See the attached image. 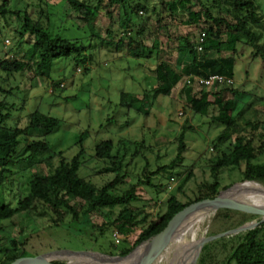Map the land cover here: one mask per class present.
<instances>
[{
	"label": "rangeland",
	"instance_id": "rangeland-1",
	"mask_svg": "<svg viewBox=\"0 0 264 264\" xmlns=\"http://www.w3.org/2000/svg\"><path fill=\"white\" fill-rule=\"evenodd\" d=\"M140 1L142 3L148 1L150 10L155 7L159 9L156 0ZM13 2L19 11L31 14V19L33 18L35 22L47 28L52 35L81 41L86 54H92V61L88 60L84 66L80 65L75 68L72 60H56L53 63L50 80L40 77L33 79L31 73L7 75L0 71V87L7 92V94L0 92V102L4 101L13 107L9 111L2 112L10 115L4 125L7 127L18 125L24 128L28 116L33 112H39L50 119L59 121V126L52 133L35 139L44 140L52 154H60L61 158L67 160L82 150L86 166L79 171V176L98 187L108 183L114 175L101 173L104 165L92 158L94 150L102 141H113L115 146L119 145L122 151L123 149L124 151L128 150L125 163L128 164L131 159L133 160L124 171V174H127L126 179L117 187L116 191L119 193L128 190L130 185L137 184V177H142L144 172L145 174L148 171L153 173L159 167L168 166L176 156V138L185 128L184 142L187 151L183 154L182 163L172 170L161 171L153 177L152 184L161 185L160 189H150L143 185L137 186L136 195L139 201L135 205L151 215L152 219L165 211L166 201L172 195L178 201L188 203L199 195H203L200 186L205 183L213 184L216 181L220 187L219 192L226 191L222 189L223 186L242 183L236 172L229 174L227 171H222L216 178L217 180L212 179L207 168L208 160L215 154L211 142L222 130L221 127L210 123V118L217 113V108L213 104L214 96L208 97L209 103L213 106L209 107L205 117L195 116L186 109L184 95L181 94L183 83L174 89L171 97L159 96L154 101L149 97L142 99L146 91H149L154 85V76L149 71V68L153 66L152 63L148 64V61L141 57L126 56L125 50L122 49L118 51L120 58L115 59L113 47L108 50L101 49L97 38L93 41L92 38H89L91 32L88 27L78 28L80 21L66 19L64 14L71 13V9L67 5H64L62 9L54 8L59 0H14ZM104 3H108V0H104ZM117 3L118 1L114 0L113 5L109 8L113 17L112 21L108 18L109 11L106 5L104 8L92 11L93 15L96 14L95 28L100 30L102 39L108 40V37L111 36L107 34L106 30L114 33L118 27ZM47 4L53 7L47 9ZM260 5L264 19V0L260 1ZM192 9L195 12L200 10L195 2ZM41 13H45V16H42ZM161 13L163 21L159 23L154 13L142 11L140 16L143 19L134 32L142 30L144 34L141 43L148 48L153 43H158L159 50L167 55L168 60L173 61L176 38L189 35L196 39L201 32L203 23L183 26L172 22L166 11ZM178 15H183L181 8ZM6 18L7 20H4L0 15V59H4L2 48L5 39L11 43V54L8 53L7 58L12 55L18 58L19 53L28 49L30 37L26 36L19 42L15 32L18 28L20 29V22L16 21L13 16L8 15ZM116 41L115 37L113 42ZM263 42L264 36L260 43ZM151 51L150 62L152 56L155 55L154 50ZM146 52L144 51V53ZM233 58L235 64L232 90L238 93L236 98L239 102L233 113L236 115L250 99L264 97V59L254 57L253 50L244 45L237 46ZM51 82L60 84V87L56 86L55 88ZM198 89L194 86V93H198ZM211 91L215 92V90ZM122 93L138 96L142 100L135 102L133 108L125 109L119 106ZM227 95L230 97V94ZM135 109H139L138 112ZM123 141L126 142L125 147L121 146L120 142ZM135 152L137 154L133 158L132 154ZM48 156L50 155L40 157L39 161L42 160V162H39L40 164L34 168L31 167V163L37 162L38 159L17 163L12 167L10 173L6 174L5 183L0 185V203L15 207L19 198L28 194L29 180L37 170L43 174L53 171L58 166L60 158L50 159ZM145 165L148 168H145ZM190 167L193 168L191 178L181 186V182L188 175L187 169ZM143 169L146 170L143 171ZM169 177L172 178L169 180ZM148 178H150L149 175ZM180 186L181 189H179ZM235 194L230 200L256 208H264L245 192ZM42 212L46 213V211L38 209L31 216L18 214L10 221H4L2 223L3 231L0 232V247L2 249L10 247L11 241H14L13 243L23 249L27 256L70 251L107 253L104 255L121 257L122 250L126 247L129 250L133 243V239L130 238L127 246H119L120 244L115 246L109 231L101 237L95 236L96 239H94L93 236V239L89 240L87 234L78 232L79 228L75 225L52 228L50 217L41 215ZM191 219L192 215L184 220L155 259L168 254L169 250L177 243L181 231ZM254 220L257 218L231 210L216 211L196 232V239L201 238L192 253L190 258L192 260L189 259L186 264L197 263L203 248L201 246L203 238L234 230ZM224 238L225 240L212 246L209 250L211 258L207 260L208 264H223L230 247L234 244L233 240L228 239L230 236ZM145 250L146 245L143 244L130 256L141 262ZM77 260L80 259L71 258L68 262Z\"/></svg>",
	"mask_w": 264,
	"mask_h": 264
},
{
	"label": "trees",
	"instance_id": "trees-1",
	"mask_svg": "<svg viewBox=\"0 0 264 264\" xmlns=\"http://www.w3.org/2000/svg\"><path fill=\"white\" fill-rule=\"evenodd\" d=\"M13 1L0 0V15L4 20H7L6 17L9 15L20 22V29L18 28L15 34L19 42L26 36L30 37V42L28 49L19 53L18 58L14 55L7 58L9 54L4 53L3 44L4 59H0L2 73L7 75L31 73L33 79L40 77L50 80L53 63L56 60H72L75 68L84 66L88 60L92 61V54H86L81 41L52 35L47 28L31 19V14L19 11ZM113 1L108 0V3H104V0H59L54 8L62 9L64 5H67L71 13L64 14L66 19L80 21L78 28L88 27L91 32L89 38H92V41L97 38L101 45H105L106 50L113 47V53L118 56L115 59L120 58L118 51L122 49L125 50L126 56L141 57L148 61V64L152 63L153 66L149 68V71L154 76V85L146 91L142 99L149 97L154 101L159 96L171 97L174 89L188 78L190 85H184L181 90L186 109L195 116L205 117L209 107L213 106L209 103L208 97L214 96L213 104L217 108V113L210 118V123L221 127L222 130L211 142L215 154L207 164L210 176L216 179L222 171H227L229 174L236 172L241 179L240 182H256L264 186V97L250 99L236 115H233L239 103L236 98L238 93L232 90L233 85L220 87L215 89V92L199 88V92L194 93L193 90L195 79L220 75L233 80L235 64L233 55L239 45L250 47L254 57L264 59V42L260 43L264 36L263 11L260 5L262 0H156L159 9L155 7L151 10L146 0V3L140 0H117L118 18L116 20L119 28L116 32V42H113L114 38L111 36L108 40L100 38V30L94 25L96 14H92V11L104 8L105 5L109 11ZM194 2L200 8L197 12L192 9ZM46 6L47 9L53 7L49 4ZM180 8L183 13L181 16L178 15ZM142 11L154 13L159 23L163 21L161 12L164 11L168 13L172 22L179 25L191 26L202 22L203 26L200 30L205 34L202 50L198 52L196 49L197 37L195 39L189 35L176 38L173 61L168 60L167 55L158 49L159 44L156 43L149 48L144 46L141 43L143 31L134 32L143 19L140 16ZM41 15L45 16V13ZM108 18L113 20L110 11ZM107 34L110 32L108 31ZM10 46L11 43L8 48V53L11 54ZM151 50H154L155 55L150 62ZM144 51L147 52L144 53ZM52 84L55 88L60 85ZM0 92L7 94L2 87ZM227 94H230V97ZM142 99L122 93L119 106L125 109L133 108V104ZM8 106L4 101L0 102V185L5 183L6 174H9L10 169L17 163L38 159L37 162L31 163V167L34 168L42 162L39 158L45 155H50L48 156L50 159L60 158V160L53 171L43 174L37 170L31 176L28 194L19 198L15 207L0 203V232L3 231L4 221H10L18 214L31 216L38 209H42L47 214L42 212L41 215L50 217L52 228L75 225L79 228L78 232L87 234L89 240H92L93 236L94 239L101 237L107 231L111 235L117 232L122 237L119 246H127L128 239L132 238L133 243L130 249L127 250L126 247L122 250L121 257H125L160 233L184 208L201 200L213 199L219 194L220 187L215 181L213 184L201 185L200 190L203 195H199L188 203H182L172 195L166 201L165 211L152 219L151 215L135 205L139 201L136 195L137 186L160 189L161 185L152 184L153 177L161 171L172 170L182 163L183 154L187 151L184 142L185 128L176 138V156L168 166L159 167L153 173L148 171L145 174L144 172L142 177H137V184H132L128 190L119 193L116 191L117 187L126 179L127 174H124V171L133 161L131 159L128 164L125 163L128 150L123 149V152L119 145L115 146L111 140L102 141L95 147L92 158L103 163L101 173L114 175L105 185L95 186L79 176V171L86 166L82 150L67 160L61 158L60 154H52L44 140L35 139L52 133L59 126V121L50 119L39 112H33L28 116L24 128L18 125L7 127L4 123L10 115L2 112L13 109L12 105ZM138 110L135 109L137 112ZM120 143L122 147H125L126 142ZM136 154L137 152L133 153L132 157L134 158ZM145 168L148 166L145 165ZM187 170L188 175L181 182V186L191 178L193 168L190 167ZM233 184L223 186L222 189L227 190ZM228 239L233 240L234 244L230 247L223 264H264V223L253 230L230 236ZM222 240L225 238L204 245L196 264H208L207 260L211 258L209 250ZM13 242L11 241L10 247L4 249L0 247V264H5L19 256H27L26 252ZM70 259L69 257L56 258L46 263L68 262Z\"/></svg>",
	"mask_w": 264,
	"mask_h": 264
},
{
	"label": "bare ground",
	"instance_id": "bare-ground-1",
	"mask_svg": "<svg viewBox=\"0 0 264 264\" xmlns=\"http://www.w3.org/2000/svg\"><path fill=\"white\" fill-rule=\"evenodd\" d=\"M238 192H241V193L245 192L247 195L257 200L264 207V187L261 184H258L256 182L238 183L234 185L231 189L222 192L218 200L222 204L236 206V207H240L242 209H246L250 211L264 210V208H256V207L240 204V203L234 202L233 200H230L232 195ZM216 211L217 210L215 208H212L211 206H200V207H197L185 213L183 216H181L176 221L172 229L169 231L164 244L155 253V255L153 256L149 264H186L189 258L191 257L192 253L194 252L195 248L197 247L198 242L201 238L200 237L196 239L195 237L196 232L204 224V222L207 221V219L210 216H212ZM231 211H234V210H231ZM235 212H239V211H235ZM239 213H242V212H239ZM190 215H192V219L185 226V228L181 231L179 238H177L178 239L177 243L169 250L167 255L155 259L157 254L169 242L170 238L175 233V231L180 227V225L184 222V220ZM132 253L122 258L121 257L120 258L118 257L110 258V257L99 255V254L76 253V252H70V251H55V252L43 254L41 257V260L44 263H46L52 259L69 257V258H76L80 260L72 261V262H68L64 264H141L143 257H142L141 262H139L135 258L130 256Z\"/></svg>",
	"mask_w": 264,
	"mask_h": 264
},
{
	"label": "water",
	"instance_id": "water-1",
	"mask_svg": "<svg viewBox=\"0 0 264 264\" xmlns=\"http://www.w3.org/2000/svg\"><path fill=\"white\" fill-rule=\"evenodd\" d=\"M232 187L228 188L227 190L231 189ZM221 193L222 192H219V194L213 199H205V200H201V201L195 202L193 204H190L189 206L184 208L182 211L177 213L169 221L167 226L160 233L156 234L150 240H148L147 242L143 243V244L146 245V250L144 252V256H143V260H142L141 264H149L151 262V259L153 258L155 253L164 244L169 231L172 229V227L174 226L176 221L181 216H183L185 213H187V212H189V211H191V210H193V209H195L197 207H200V206H211L212 208H215L217 211L218 210H234V211H239V212L248 214L250 216H255L257 218V220L251 221L249 223H245L242 226H240V227H238V228H236L234 230H231V231H228V232H224V233H220V234H217V235H214V236H209L207 238H203L202 245H201L202 247L204 245L210 243V242L219 240L221 238L234 236V235L246 232V231L253 230V229L259 227L260 225H262L264 223V210L250 211V210L242 209L240 207L231 206V205H227V204H222L218 200L219 196L221 195ZM143 244H141V245H143ZM140 246H138V247H140ZM137 248H135L133 251H135ZM76 253L99 254V253H94V252H76ZM99 255L107 256V255H104V254H99ZM41 257H42V255H37V256H19L17 258L11 259L10 261L6 262L5 264H63V263H44L41 260ZM107 257L117 258V256H115V257L114 256L113 257L107 256ZM118 258H120V257H118Z\"/></svg>",
	"mask_w": 264,
	"mask_h": 264
},
{
	"label": "built area",
	"instance_id": "built-area-1",
	"mask_svg": "<svg viewBox=\"0 0 264 264\" xmlns=\"http://www.w3.org/2000/svg\"><path fill=\"white\" fill-rule=\"evenodd\" d=\"M204 38H205L204 32H201L200 34L197 35L196 49L198 52L202 50V44L204 42ZM9 45H10L9 40L5 39L4 40V53L5 54H8L9 52V49H8ZM184 85H190V80L188 78L183 81V87ZM194 85L201 89L215 90L223 86L231 87L233 85V80L225 78L220 75H212V76H208L205 79H195ZM112 238H113V243L115 245H118L122 239L121 236L117 233H113Z\"/></svg>",
	"mask_w": 264,
	"mask_h": 264
},
{
	"label": "crops",
	"instance_id": "crops-1",
	"mask_svg": "<svg viewBox=\"0 0 264 264\" xmlns=\"http://www.w3.org/2000/svg\"><path fill=\"white\" fill-rule=\"evenodd\" d=\"M117 25H118V27H117V29H116V31L114 32V33H110V35H111V37H113V38H115L116 37V35H117V30H118V28H119V23H118V21H117ZM107 32L109 31V30H106ZM110 32V31H109ZM101 38V37H100ZM154 44H156V42L155 43H153L151 46H153ZM158 44V43H157ZM101 45V44H100ZM150 46V47H151ZM100 47H102V48H105V45H101ZM159 49V48H158ZM115 58H118V56L116 55V57ZM105 64L107 65V63L105 62Z\"/></svg>",
	"mask_w": 264,
	"mask_h": 264
}]
</instances>
